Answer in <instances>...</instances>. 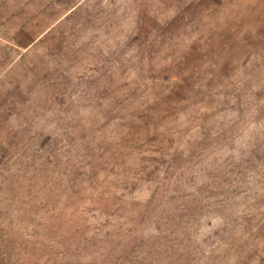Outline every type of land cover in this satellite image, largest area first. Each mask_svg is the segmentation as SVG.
Listing matches in <instances>:
<instances>
[{
	"label": "rangeland",
	"instance_id": "obj_1",
	"mask_svg": "<svg viewBox=\"0 0 264 264\" xmlns=\"http://www.w3.org/2000/svg\"><path fill=\"white\" fill-rule=\"evenodd\" d=\"M0 183L6 213L37 194L0 218L30 243L71 211L78 264H264V0H0Z\"/></svg>",
	"mask_w": 264,
	"mask_h": 264
},
{
	"label": "trees",
	"instance_id": "obj_2",
	"mask_svg": "<svg viewBox=\"0 0 264 264\" xmlns=\"http://www.w3.org/2000/svg\"><path fill=\"white\" fill-rule=\"evenodd\" d=\"M6 179H9V176L6 177ZM11 181V179L9 180ZM35 184L41 183V187L46 185L45 179L43 180H38L34 181ZM1 184V183H0ZM38 190V189H37ZM38 192V191H37ZM159 193V188H155L154 191L152 192V195L143 203H141L140 208L135 209L137 211L136 217L138 219L137 223L141 222L143 220V216H145L146 213H150V208H151V203L156 201V197H158ZM8 197V204H13L15 202V193L12 192V190L9 192L7 195ZM30 199V200H29ZM27 200V201H26ZM103 200L102 197L96 198V201H94L92 207L94 209H97L100 212L107 213V214H126L129 212V205L133 204L132 206H138L137 203L130 202L126 199H120V201H114L113 203L120 204V208H117L116 206H112L110 202L112 200L110 198H107L106 200L108 202L105 203H100L99 201ZM111 200V201H110ZM187 199H183L182 203L184 204L185 208L181 209V206L183 205L182 203H178L176 201V197L173 194H170V201L173 202L174 209L168 212L167 218H164V220L168 223H170L169 232L170 233H175L179 234V236L185 237L190 234V231L192 232V226L183 225L181 223H177L180 221L181 217L186 216H193L196 214L198 211L195 210L194 204L189 205L185 201ZM25 201L28 204L27 207L23 210L19 211H12L10 209L6 210L8 211L3 212V210L0 209V218L3 213H6L9 216H16L18 217L19 221L23 218H32L34 217L38 212V210L34 209L35 202L37 201V194H33L26 199ZM110 201V202H109ZM192 201V199H191ZM192 203V202H191ZM111 204V205H110ZM71 212V211H70ZM70 212L64 211L62 214H59L56 218L55 221L57 222H51L53 224L43 225L42 227L45 228V232L47 237H49V240L47 242H34L30 243L27 241L26 237H23L22 235V227L19 225V228L16 227L13 228L12 233L6 232L4 227H0V264H78L76 261L79 259V255H81L83 246H88L89 247V239L85 236L84 228H82L80 225L76 224L75 222H71V224L67 223L64 219V217H69ZM45 214V219L47 222L50 220V217L53 219L55 215L51 214H46V212H43ZM60 218V219H59ZM176 218V219H175ZM175 220L177 221L176 224H174ZM65 221V222H63ZM134 220L132 219V222ZM186 223V221H185ZM159 222L158 225L159 226ZM172 224V225H171ZM134 225V222H133ZM18 228V229H17ZM156 229H160L159 227ZM168 230V228H166ZM63 232V237L59 241H51L58 233ZM110 237V236H109ZM160 237H155L154 240L150 241L148 243L149 246L152 247L150 248L152 254H160L161 252H169V253H184L188 252V246L185 244L183 245L182 243H171V245H165V250L161 249V244L158 241ZM107 241L106 239H102ZM82 246V249H81ZM109 244L108 248L105 249L104 257L105 258H110L109 254ZM79 247V248H78ZM60 248L61 251H56L55 249ZM122 250L128 251L129 248L125 245L124 249ZM124 251V252H126ZM93 257H90V264L93 263Z\"/></svg>",
	"mask_w": 264,
	"mask_h": 264
}]
</instances>
